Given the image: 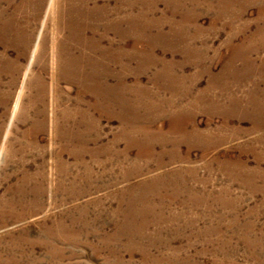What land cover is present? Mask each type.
Segmentation results:
<instances>
[{
    "label": "rangeland",
    "instance_id": "374dc122",
    "mask_svg": "<svg viewBox=\"0 0 264 264\" xmlns=\"http://www.w3.org/2000/svg\"><path fill=\"white\" fill-rule=\"evenodd\" d=\"M45 1L37 14L9 10L30 31L25 55L0 45L3 67H21L0 107L3 257L264 264V0H72L82 17L70 32L59 5L42 27ZM41 30L43 54L25 81ZM26 119L41 124L38 146ZM41 164L43 192L32 194ZM8 199L21 215L2 223Z\"/></svg>",
    "mask_w": 264,
    "mask_h": 264
},
{
    "label": "bare ground",
    "instance_id": "6f19581e",
    "mask_svg": "<svg viewBox=\"0 0 264 264\" xmlns=\"http://www.w3.org/2000/svg\"><path fill=\"white\" fill-rule=\"evenodd\" d=\"M23 1H24L23 3H17L16 0H0V45H2L4 47V49H6L10 46H11V48L13 47L15 50H17V53H18L17 56L25 55L28 52L30 31L27 29V27L26 28L23 26L21 27L20 24L15 22L12 14H9V10L16 11L17 9H21L22 7L26 6L27 10L33 11L37 14V12L39 11L40 7L42 6V4L44 3L45 0H23ZM59 1H61V2H59ZM71 3H72V0H70V1L69 0H47L45 20L42 23V27H44L43 25H44L45 21L47 20V17L49 15H54L56 7L59 5V7H62L61 15L67 20L66 24L64 22V30H66V32L67 31L70 32L72 30V27L77 26L78 19L82 17V15H79V11L74 9L71 6ZM59 7H58V9H59ZM69 19H71V20L68 21ZM41 38H42V30L39 31L38 34L36 35L35 44H34L33 48L31 49V52L29 53L30 57H29L28 66L23 70V73H22L24 80L28 77V75L30 73V66L32 65V63L35 60H38L43 54L44 47L41 44L42 43ZM2 54L5 55V52H2ZM59 55H61V54H59ZM20 71H21V67H19L17 69L14 66V64H13V66H10V67L8 64L3 67V64L0 63V107L4 111H6L7 105L9 104V102L11 100H13L12 99L13 81L15 79V75L17 74V72L20 73ZM87 75L88 76L85 77V79L87 81L86 83H87V85H90L89 82H91V80H93V78H95V76H94L93 72L92 73L88 72ZM92 87H89L90 90L95 91V88H92ZM22 101H23V91L21 90L14 97V102L13 103L11 102L13 105H12L10 116H9L10 120H11V123L10 124L8 123L9 125L14 124L13 123L14 120L18 119V116H20ZM27 123H29V132H30V136L32 138V140H31L32 144L38 146L37 145V143H38L37 136H38L39 132L41 131V124H40V122H37V120L34 122L27 120ZM47 124L49 125V123H47ZM0 132H1V127H0ZM9 134H10V131H9V129H7L6 134L4 136L5 141L8 140ZM55 136L57 137L56 140L59 142L58 144H59L60 148H57V151L52 154L53 155L52 166H54V169H55V172H54V174H56L55 178L58 180V181L56 180L57 181L56 184L61 185L62 184L61 180L58 178H61V176L63 174L62 170L64 169V165H65L64 160H63V156H62L63 148L61 145V144H63V138H62V136L61 137L57 136V134ZM3 147H5V146H3ZM3 150H4V148H2V149L0 148V159L2 158V155L4 153ZM40 158L43 159L44 156L41 155ZM44 166H45L44 164L39 165L38 171H36L35 175L32 177L33 185L30 186V188H31L30 190H31L32 194H42V192H43V187L40 184V182H41V178L44 177L45 173L43 171H40V170L43 169ZM22 171L24 172L23 176L20 177L17 182H20V184L25 185V181H30V178H29L30 174H29L28 170L24 169V167H23ZM0 176H2V175H0ZM10 177H11L10 175L4 176V178H6V179H9ZM17 189H18L17 190L18 192L23 193L24 191H26V189H29V188H26V185H25V187L23 185H20ZM14 191L15 190L11 189L10 187H8L6 189V192H8V193H14ZM9 200H11V199H8L5 202H3L4 203L3 205H4L5 209H7L8 211H11V210H13V207H16V206L12 205L9 202ZM20 215H21L20 213L18 214L16 212L11 211V213L7 214L8 217H6L5 219H2L1 222L3 223L6 221H9L11 219L18 218V216H20ZM49 230L51 231L50 226L48 227V225L46 226L44 224V232L48 231V234L50 235L51 232ZM61 234H62V231H61ZM27 235H29V234H27ZM20 246H21V243H19L17 247L20 248ZM15 258H18V257H16L13 254V252L9 258H4L3 257V251L0 250V261L3 260L4 264H8V263L14 264V261H12V262H10V261L15 259Z\"/></svg>",
    "mask_w": 264,
    "mask_h": 264
}]
</instances>
